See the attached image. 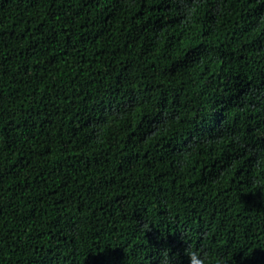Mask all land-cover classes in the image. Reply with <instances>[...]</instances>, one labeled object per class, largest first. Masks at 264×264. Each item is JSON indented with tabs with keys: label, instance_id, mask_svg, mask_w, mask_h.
Returning a JSON list of instances; mask_svg holds the SVG:
<instances>
[{
	"label": "trees",
	"instance_id": "16d2710c",
	"mask_svg": "<svg viewBox=\"0 0 264 264\" xmlns=\"http://www.w3.org/2000/svg\"><path fill=\"white\" fill-rule=\"evenodd\" d=\"M195 250L264 264V0H0V264Z\"/></svg>",
	"mask_w": 264,
	"mask_h": 264
},
{
	"label": "clouds",
	"instance_id": "9594fccd",
	"mask_svg": "<svg viewBox=\"0 0 264 264\" xmlns=\"http://www.w3.org/2000/svg\"><path fill=\"white\" fill-rule=\"evenodd\" d=\"M187 256L189 264H223L222 257L212 258L209 253L201 250L188 251ZM169 257L171 256L169 255Z\"/></svg>",
	"mask_w": 264,
	"mask_h": 264
}]
</instances>
